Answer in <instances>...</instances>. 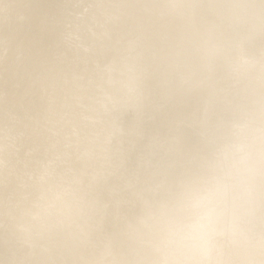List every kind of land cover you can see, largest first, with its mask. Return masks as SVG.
<instances>
[{
  "label": "clouds",
  "instance_id": "1",
  "mask_svg": "<svg viewBox=\"0 0 264 264\" xmlns=\"http://www.w3.org/2000/svg\"><path fill=\"white\" fill-rule=\"evenodd\" d=\"M0 264H264V0H0Z\"/></svg>",
  "mask_w": 264,
  "mask_h": 264
}]
</instances>
